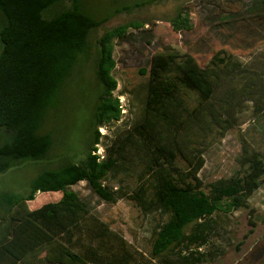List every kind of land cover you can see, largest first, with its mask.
Masks as SVG:
<instances>
[{
  "label": "trees",
  "instance_id": "trees-1",
  "mask_svg": "<svg viewBox=\"0 0 264 264\" xmlns=\"http://www.w3.org/2000/svg\"><path fill=\"white\" fill-rule=\"evenodd\" d=\"M161 1L136 3L115 14ZM85 2L0 0V135L9 138L0 144V173L14 164L46 161L54 147L53 132L45 131L48 120L62 105L64 91L81 60L91 59L92 34L113 16L99 18ZM66 3L70 6L58 9ZM258 18L264 22V4ZM170 22L176 32L191 28L185 11ZM143 27L142 23H129L105 31L97 40L98 96L87 156L79 163L65 157L57 168L38 174L27 195L4 197L0 264H137L127 243L108 224L93 217L89 203L71 189L86 182L99 199L115 202V191L104 183L125 163L132 164V153L126 149L129 144L139 151L144 165L141 185L131 198L145 213L167 217L153 239L151 252L153 259H166L164 264L201 263L204 254L195 253L192 247L206 245L210 229L206 221L219 212L246 207V201L263 185L264 161L259 153L246 156L242 174L206 185L198 177L205 164L203 151L197 149L190 157L183 151L181 136L187 129L209 130L210 122L221 117L210 109L211 120L207 121L204 105L222 82L233 77L238 65L219 53L205 68L188 54H155L142 116L128 137L117 138L106 148L103 161L94 155L102 139L99 129L122 118L119 99L114 96L118 88L113 75L117 66L114 42L125 38L131 28ZM187 93L197 96V106H189ZM181 157L188 163L187 173L177 167ZM38 193H62V198L30 210L28 203ZM189 227L191 232L186 234ZM169 255L177 260H169Z\"/></svg>",
  "mask_w": 264,
  "mask_h": 264
},
{
  "label": "rangeland",
  "instance_id": "rangeland-1",
  "mask_svg": "<svg viewBox=\"0 0 264 264\" xmlns=\"http://www.w3.org/2000/svg\"><path fill=\"white\" fill-rule=\"evenodd\" d=\"M146 1L86 0L85 6L99 18L113 16L92 34L91 59L81 60L75 77L64 91L62 105L48 120L45 131L53 132L55 140L48 159L40 163L14 164L0 173V212L6 195H27L33 179L43 170L57 168L65 157L77 163L86 158L98 96L96 42L105 31L129 23H142L144 27L131 28L125 38L114 42L117 66L113 75L118 82L114 96L123 97L126 114L122 113L119 122L99 129L100 135L103 129L105 136L99 146H95L96 152L101 151L106 158V148L111 147L115 139L128 137V132L142 116L155 54L166 51L188 54L205 68L219 53L221 57H230L229 63L238 65L231 73L233 77L222 82L212 100L204 105L203 117L207 121L211 120L207 114L210 109L221 117L218 122H210L209 130L201 131L196 126L194 133L187 129L181 136L183 151L189 157L196 155L197 149L203 151L201 158L205 164L198 177L206 185L242 174L241 164L246 156L259 153L264 161V22L256 19L264 0H162L133 12L115 14L117 10ZM69 6L66 3L58 9ZM182 11L189 13L191 28L176 32L170 21ZM187 97L191 108L198 105L195 94L187 93ZM8 139L0 135V144ZM126 149L132 153V164L125 163L104 183L115 191V202L99 199L86 182L71 189L89 203L93 217L108 224L111 231L127 243L137 264H164L166 259H153L151 252L153 239L167 217L159 212L145 213L131 198L141 185L144 165L134 145L129 144ZM177 167L188 172L184 157L178 159ZM60 198L62 193H38L28 206L37 210ZM206 222L210 226L206 245L202 252L192 247L195 253L205 256L199 264H264V183L246 201V207L230 213L219 212ZM190 232L191 227L185 230L186 234ZM169 260L177 258L169 255Z\"/></svg>",
  "mask_w": 264,
  "mask_h": 264
},
{
  "label": "built area",
  "instance_id": "built-area-1",
  "mask_svg": "<svg viewBox=\"0 0 264 264\" xmlns=\"http://www.w3.org/2000/svg\"><path fill=\"white\" fill-rule=\"evenodd\" d=\"M119 103H120V109H121L122 113L126 114L123 97L119 98ZM101 132H102V136H105V133H104L103 129H101ZM99 144L97 146H99ZM94 155H97L99 157V161H103L105 159V156L103 155V153L101 151H99V152L95 151ZM199 250L202 252V250H203L202 247Z\"/></svg>",
  "mask_w": 264,
  "mask_h": 264
},
{
  "label": "crops",
  "instance_id": "crops-1",
  "mask_svg": "<svg viewBox=\"0 0 264 264\" xmlns=\"http://www.w3.org/2000/svg\"><path fill=\"white\" fill-rule=\"evenodd\" d=\"M60 200H61V198H60ZM60 200H58V201H60ZM58 201H57V202H58ZM30 210H31V209H30Z\"/></svg>",
  "mask_w": 264,
  "mask_h": 264
}]
</instances>
